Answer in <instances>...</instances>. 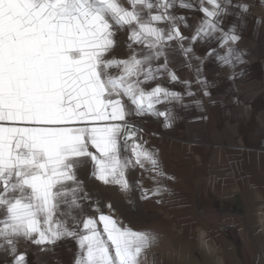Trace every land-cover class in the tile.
Here are the masks:
<instances>
[{"label":"snow or ice","instance_id":"1","mask_svg":"<svg viewBox=\"0 0 264 264\" xmlns=\"http://www.w3.org/2000/svg\"><path fill=\"white\" fill-rule=\"evenodd\" d=\"M177 4L203 14L192 42L215 38L227 53L208 55L223 64L233 56L243 63L242 53L229 46L241 39L235 26L225 32L217 19L226 12L220 0H197L195 6L185 0H0V250L13 264H26L25 254L17 253L21 240L46 246L73 237L79 245L75 264H143L158 243L156 233L133 230L98 207V220L77 221L80 232L57 212L61 205L82 207L77 169L89 158L97 180L124 192L131 187L129 167L147 163L153 179L165 175L129 118L151 114L171 127V109L156 105L180 101L181 94L155 82L164 73L178 80L169 69L173 45L186 57L193 53L179 27L185 17L172 12ZM125 30L129 52L116 58V38ZM122 146L132 158H121ZM163 191L157 186L152 195ZM147 198L143 189L141 199Z\"/></svg>","mask_w":264,"mask_h":264},{"label":"crops","instance_id":"2","mask_svg":"<svg viewBox=\"0 0 264 264\" xmlns=\"http://www.w3.org/2000/svg\"><path fill=\"white\" fill-rule=\"evenodd\" d=\"M126 36V30L118 34L114 57L128 55ZM198 100L200 104L174 100L156 105L159 111L171 109V127L151 114L129 118L145 147L156 153L164 176L153 179L156 174L147 163L129 167L131 187L124 192L119 185L97 180L89 158L77 169L82 207L61 205L57 217L80 232L77 221L98 220V207L133 230L156 233L158 243L142 257L143 264H264V128L230 130L224 104H210L203 91ZM250 104L246 108L252 112L255 103ZM253 113L262 127L264 117ZM125 157L132 158L131 152L122 146ZM157 186L167 191L152 195ZM143 189L147 199H141ZM85 193L88 199L82 198ZM78 251L73 237L46 246L24 240L17 245L26 264H75ZM0 264H13L7 250H0Z\"/></svg>","mask_w":264,"mask_h":264},{"label":"rangeland","instance_id":"3","mask_svg":"<svg viewBox=\"0 0 264 264\" xmlns=\"http://www.w3.org/2000/svg\"><path fill=\"white\" fill-rule=\"evenodd\" d=\"M185 2L194 6L197 4V0ZM220 2L226 8V12L221 13L217 19L225 32H229L235 26L233 34L239 35L241 39L234 44L230 42L229 46L233 47L235 52L242 53L243 63L237 62L234 56L230 57L232 60L230 65L218 60L216 54L225 55L227 47L221 46V42L215 38L192 42L190 38L204 18L203 14L195 7L184 9L177 4L172 12L174 15L185 17V21L180 23L179 27L182 34L189 38L184 42L185 47L191 45L193 53L186 57L178 45H173V51L169 54V69L175 72L178 80L170 81L168 75L164 73L155 83L180 93L181 100L178 103L182 104L189 101L196 103L201 92L208 91L210 104L216 102L224 104V119L230 130L263 129L264 125L261 127L254 119L253 112L264 117V0H232L231 5L225 4L224 0ZM237 5H248V8L244 11ZM185 24L189 26L185 27ZM216 36H219V33H216ZM213 51L216 54L208 55ZM157 63H163V60ZM198 79L205 83H199ZM189 91L193 95L189 96L187 94ZM250 103H255L252 112L249 107L246 108L247 105H251Z\"/></svg>","mask_w":264,"mask_h":264}]
</instances>
